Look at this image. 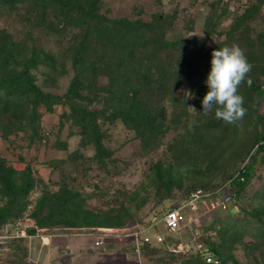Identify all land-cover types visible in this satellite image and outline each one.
Returning <instances> with one entry per match:
<instances>
[{
    "label": "rangeland",
    "instance_id": "rangeland-1",
    "mask_svg": "<svg viewBox=\"0 0 264 264\" xmlns=\"http://www.w3.org/2000/svg\"><path fill=\"white\" fill-rule=\"evenodd\" d=\"M94 1L98 31L53 0H0V44H14L0 49V79L26 70L51 105L13 99L0 110V168L29 185L20 215L0 222V264H182L161 247L136 252L130 234L163 231L166 211L197 190L205 197L197 212L179 206L176 237L217 248L224 264H264V154L238 198L218 207L257 149L246 117L253 105L264 112V99L246 92L236 136L200 103L211 52L224 45L251 65L240 85L264 88V0ZM74 108L90 123L72 119Z\"/></svg>",
    "mask_w": 264,
    "mask_h": 264
},
{
    "label": "trees",
    "instance_id": "trees-1",
    "mask_svg": "<svg viewBox=\"0 0 264 264\" xmlns=\"http://www.w3.org/2000/svg\"><path fill=\"white\" fill-rule=\"evenodd\" d=\"M44 1H51V0H44ZM53 2H54L55 11H58L60 13L63 12L66 13L69 10L71 11V14H74L79 19L86 18V20L90 23V26L93 28V31H98L97 24L95 23V19H94L95 17L94 16L95 12L93 10L95 6L94 0H90L88 2V6L80 9H78L76 6L70 7L68 5L69 3L65 1L53 0ZM119 32L120 30H118L117 34H119ZM118 41L123 42L124 41L123 37L122 36L119 37ZM10 45L14 46V44L10 41V39L7 41L6 44L4 43L0 44L1 51L4 52L6 51V49L11 51L12 49H10ZM27 63H28L27 66L29 67L35 66L36 65L35 57L31 56L29 59H27ZM247 84L248 82L243 84V86L242 83L241 85L240 84L238 85V92L243 97V106L245 110H248V106L250 103V98H249L250 95H248L246 92L250 91L251 97L260 96L264 99V88H261L259 84H253V83H250L248 85ZM247 88H249V90H247ZM123 97L124 99H127L128 102L130 103L132 102L133 104H135L134 99L131 98V95H129L128 92L124 91ZM13 99L33 100L34 101L33 103L35 105L34 107H36V105L39 106L40 104H44L45 106H48V109H50L51 106L47 95H45L40 90V88L32 81V79H30L27 76L26 70L15 75L4 76L3 78L0 79V110L2 109V111H4L6 107L17 106L18 104L17 102H15L14 105H10L11 103L9 102ZM253 106L255 108V110L253 111V118L249 120L248 117H246V124H247L246 133L249 139L251 140L249 146L253 147L257 145V149L251 155V162L247 166H245L241 171H239L238 175L233 178V184H235L236 187L233 186L232 188H229V190H233L235 193L233 199L238 198L239 190L245 186L246 182L249 180L251 174L253 173L255 161L258 155L260 153L264 154V112L261 113L257 112V108L255 107V105ZM134 108H136L137 114H139L142 117V119L145 118V116L140 113L137 107ZM73 111H75V108L70 113V117H72V119H77L78 117L81 116L83 117V115L79 116V114ZM82 117L79 121L80 124L83 125L87 124L85 120L90 123V120L85 113H84V117L83 118ZM241 117H244V114ZM234 125H235V120L229 122V127ZM230 132H232V134L233 135L235 134L236 136L238 132V128L234 126L233 130L231 129ZM186 142L187 145L189 146H194L197 143L194 142L193 138L191 137H189ZM14 176H15V170L0 168V195H2V197H5V199H8L6 204L0 207V222L7 217L20 215V212H18L20 211L19 208H22L19 207L21 205L20 202L24 200L25 196L29 191V185L25 183L23 184L18 183L17 182L18 179H16ZM177 204L179 205L180 203L177 202ZM174 207H175V203L171 206V208ZM221 233H225V232L223 231ZM142 247L150 248L151 246H149L148 244H142ZM212 250L217 255L215 256L219 260L218 264H224L223 261L221 260V257L219 256L220 251L214 247H212ZM164 251L167 253V255H169V257H172L173 259H176L180 262L182 261L183 262L182 264H210V263H206L203 257L201 258V256L199 255L201 253L199 251L189 254H183V255H174L172 253L167 252L166 250Z\"/></svg>",
    "mask_w": 264,
    "mask_h": 264
},
{
    "label": "clouds",
    "instance_id": "clouds-1",
    "mask_svg": "<svg viewBox=\"0 0 264 264\" xmlns=\"http://www.w3.org/2000/svg\"><path fill=\"white\" fill-rule=\"evenodd\" d=\"M250 68L251 65L239 46L224 45L213 49L210 67L204 80L207 91L200 101L201 111L214 109V116L226 122L241 117L245 108L238 85L245 79ZM248 83H251L250 79ZM184 93L188 97L193 95L190 90Z\"/></svg>",
    "mask_w": 264,
    "mask_h": 264
},
{
    "label": "built area",
    "instance_id": "built-area-1",
    "mask_svg": "<svg viewBox=\"0 0 264 264\" xmlns=\"http://www.w3.org/2000/svg\"><path fill=\"white\" fill-rule=\"evenodd\" d=\"M234 196V191L229 189L228 194L219 195L220 200L218 203V207H221L222 209L226 208L229 201L232 200ZM204 197L205 195L201 192V190H197L194 194L187 198L185 202L179 205L175 203V207L167 210L163 217V231L159 230L157 227H154L156 225H151V228L147 227L148 229L144 228L132 232L130 234V239L132 241V244H134L136 247V252H139L138 249L141 244H148L151 247H161L167 252L174 255H183L199 251L206 263L218 264L219 260L215 255H212L207 251L204 252L203 250L195 251V237L188 240L176 237L179 231L182 230V228H184L185 226L184 217L180 212L179 206L181 205V207L187 208L191 213L197 212L201 199ZM189 220L191 221L193 219L189 218ZM149 229H151L150 232ZM102 243L103 239L99 238L95 241L94 246L99 247L102 245Z\"/></svg>",
    "mask_w": 264,
    "mask_h": 264
},
{
    "label": "crops",
    "instance_id": "crops-1",
    "mask_svg": "<svg viewBox=\"0 0 264 264\" xmlns=\"http://www.w3.org/2000/svg\"><path fill=\"white\" fill-rule=\"evenodd\" d=\"M64 258H66V257H64ZM62 259H63V258H62ZM62 259H60V261H59L58 263L62 264V262H63ZM55 263L57 264V262H55Z\"/></svg>",
    "mask_w": 264,
    "mask_h": 264
}]
</instances>
